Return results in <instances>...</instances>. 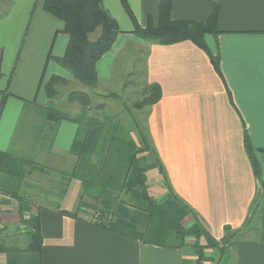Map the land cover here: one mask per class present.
I'll use <instances>...</instances> for the list:
<instances>
[{"label": "crops", "instance_id": "1", "mask_svg": "<svg viewBox=\"0 0 264 264\" xmlns=\"http://www.w3.org/2000/svg\"><path fill=\"white\" fill-rule=\"evenodd\" d=\"M161 1L128 3L145 27L149 16L158 23ZM170 1L174 20L205 22L219 7L220 32L206 35L205 42L220 59L222 77L210 55L191 41L160 45L138 38L121 0H103L118 27L123 22L126 29L120 28L96 69L99 83L113 82L122 49L131 43L145 49L146 88L159 85L162 97L145 107L140 120L153 151L140 153L137 164L146 172L149 194L184 227L185 246L144 242L150 214L126 204L116 206L108 227L89 221L98 206L82 199L79 180L64 178L75 165L70 151L78 127L46 119L47 107L65 99L62 94L49 99L46 83L54 75L69 85L75 81L56 62L65 55L69 36L39 0H13L12 17H0V47L5 48L10 22L19 29L28 20L26 51L0 54V151L43 168H32L25 177L22 198L0 195V264H197L200 251L202 264H264V0ZM160 165L180 203L168 197ZM37 233L41 248L30 250Z\"/></svg>", "mask_w": 264, "mask_h": 264}, {"label": "trees", "instance_id": "2", "mask_svg": "<svg viewBox=\"0 0 264 264\" xmlns=\"http://www.w3.org/2000/svg\"><path fill=\"white\" fill-rule=\"evenodd\" d=\"M124 11L133 23V31L141 40L160 45H173L191 41L210 55L215 71L222 77L220 59L210 53L205 38L208 34L217 35L219 7L216 6L205 22L174 20L171 17L170 0L159 3V20L154 24L151 16L142 27L128 0H121ZM43 8L64 23L61 32L69 36L66 53L56 62L67 69L75 81L95 89L99 83L97 63L108 53L122 31L116 20L104 8L103 0H44ZM69 81L60 76H52L45 85L49 99H57L60 88L67 87ZM146 97L136 102L132 110L141 111L159 102L162 90L159 85L147 87ZM69 104H78L77 115L57 106L47 107L48 122L69 121L77 125L70 153L75 157V165L64 173L66 180H79L82 184L81 197L93 200L103 223L108 227L119 203L132 206L150 214V221L144 234V242L170 248H183L186 244L184 227L166 212L161 204L148 192L146 172L137 164L140 153L153 151L149 136L142 123L126 110L105 115L106 102L96 98L119 99L117 94L98 95L84 90L68 93ZM126 116L127 118L123 117ZM132 119V121H128ZM140 119V118H139ZM246 148L256 175L260 173V163L255 156L249 136L246 135ZM40 167L35 161L10 152L0 151V195L22 198L21 187L30 170ZM160 173L168 189V197L179 203L165 176L162 165ZM264 194V181H262ZM109 217H111L109 219ZM41 248L39 233L33 236L30 250ZM224 249L222 248L221 251ZM199 253L197 264H202L203 255Z\"/></svg>", "mask_w": 264, "mask_h": 264}, {"label": "rangeland", "instance_id": "3", "mask_svg": "<svg viewBox=\"0 0 264 264\" xmlns=\"http://www.w3.org/2000/svg\"><path fill=\"white\" fill-rule=\"evenodd\" d=\"M13 0H0V17H12V7H13ZM40 4L43 6L44 0H39ZM29 10L27 12V16L30 14ZM26 14V12H21V15ZM23 17L21 16V21ZM55 22L63 28L64 23L59 20L58 18L54 17ZM20 19V17H19ZM130 24V27L132 26V23L128 21ZM27 22L25 21V24H21V28L18 29V27L11 26L12 23L10 22L9 25L11 28H8L10 31L6 34L5 39L3 40V43L5 44V48L3 46L0 47V54L3 50L6 51L7 56H12L14 52L18 53L23 49L26 51V48L23 47V39L25 37V29L27 26ZM121 23L122 29H126V27L123 22ZM56 26H54L53 29ZM128 27V26H127ZM7 30V32H8ZM55 32V30H54ZM20 34L19 37H17ZM54 35V34H53ZM9 36V37H7ZM9 60V59H8ZM7 60L6 67H10L8 64L9 61ZM145 49L141 47L140 45L131 43L128 44L122 49V53L118 56V59L115 61V67H114V73H113V82H105V83H98L97 87L95 89H91L88 87L83 86L81 83L77 81H73L72 84H70L68 87H66L64 90H61V94L65 95V99L62 97V101L58 102V107L63 109L64 111L71 112L72 115H77V111L80 109L78 104H69L68 99L66 98L68 96V93L75 90H89L94 91L97 90L99 93H102L104 95L108 94H117L119 96V99H107L105 101L104 99L102 102H107L110 105H108L105 115H111L116 114L124 109L126 110V116H128V110L134 113L133 117L137 118L138 121L144 120L146 117L147 109H143L140 113V111H134L132 110L133 105L136 102H139L143 100L147 95V70H146V62H145ZM101 76L102 78L106 79L108 78V74L104 72L105 70H101ZM87 91V92H89ZM60 100V99H59ZM98 101V99H96ZM145 115V116H142ZM130 116V115H129ZM128 116V117H129ZM140 118V119H139ZM132 121V119H129ZM141 122V121H140ZM201 252V251H200Z\"/></svg>", "mask_w": 264, "mask_h": 264}, {"label": "built area", "instance_id": "4", "mask_svg": "<svg viewBox=\"0 0 264 264\" xmlns=\"http://www.w3.org/2000/svg\"><path fill=\"white\" fill-rule=\"evenodd\" d=\"M1 217H2V212H1V208H0V220H1ZM111 217H109V219H110ZM104 219H101V216H100V214H98V213H94L92 216H91V218H90V222L92 223V224H95V225H97V224H101V223H103V222H105V221H103Z\"/></svg>", "mask_w": 264, "mask_h": 264}]
</instances>
